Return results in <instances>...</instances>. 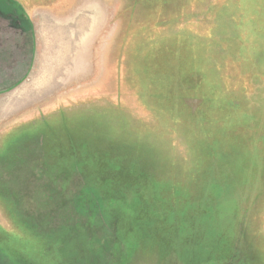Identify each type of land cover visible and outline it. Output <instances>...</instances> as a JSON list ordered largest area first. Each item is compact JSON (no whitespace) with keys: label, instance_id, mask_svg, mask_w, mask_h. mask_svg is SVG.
Segmentation results:
<instances>
[{"label":"rangeland","instance_id":"obj_1","mask_svg":"<svg viewBox=\"0 0 264 264\" xmlns=\"http://www.w3.org/2000/svg\"><path fill=\"white\" fill-rule=\"evenodd\" d=\"M0 264H264V0H0Z\"/></svg>","mask_w":264,"mask_h":264},{"label":"flooded vegetation","instance_id":"obj_2","mask_svg":"<svg viewBox=\"0 0 264 264\" xmlns=\"http://www.w3.org/2000/svg\"><path fill=\"white\" fill-rule=\"evenodd\" d=\"M21 13H17V17H16V20H18V22L20 23V25L23 27V29H28L31 27V24H30V21L28 20V18L24 15V14H21ZM27 43V42H25Z\"/></svg>","mask_w":264,"mask_h":264},{"label":"trees","instance_id":"obj_3","mask_svg":"<svg viewBox=\"0 0 264 264\" xmlns=\"http://www.w3.org/2000/svg\"><path fill=\"white\" fill-rule=\"evenodd\" d=\"M197 97V95L195 96V98ZM198 97H200V96H198ZM210 97H212V94H210ZM201 98V97H200ZM207 99H210V98H208L207 96H202V100L200 101V103L202 104V105H206L208 102H207ZM168 214L167 215H169V212H167ZM169 217V216H168Z\"/></svg>","mask_w":264,"mask_h":264}]
</instances>
